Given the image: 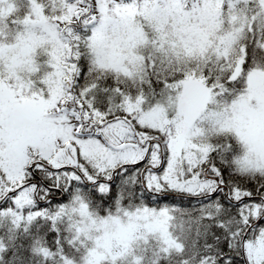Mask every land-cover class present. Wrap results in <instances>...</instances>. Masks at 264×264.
<instances>
[{"label":"snow or ice","instance_id":"1","mask_svg":"<svg viewBox=\"0 0 264 264\" xmlns=\"http://www.w3.org/2000/svg\"><path fill=\"white\" fill-rule=\"evenodd\" d=\"M0 264H264V0H0Z\"/></svg>","mask_w":264,"mask_h":264}]
</instances>
